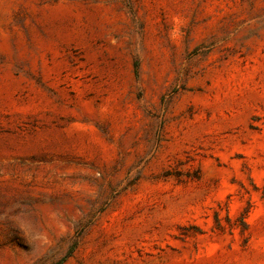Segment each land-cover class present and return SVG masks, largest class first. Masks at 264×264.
<instances>
[{
	"label": "rangeland",
	"instance_id": "rangeland-1",
	"mask_svg": "<svg viewBox=\"0 0 264 264\" xmlns=\"http://www.w3.org/2000/svg\"><path fill=\"white\" fill-rule=\"evenodd\" d=\"M0 264H264V0H0Z\"/></svg>",
	"mask_w": 264,
	"mask_h": 264
}]
</instances>
